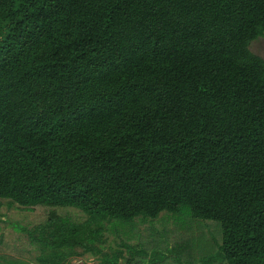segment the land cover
I'll return each mask as SVG.
<instances>
[{
	"label": "trees",
	"instance_id": "trees-1",
	"mask_svg": "<svg viewBox=\"0 0 264 264\" xmlns=\"http://www.w3.org/2000/svg\"><path fill=\"white\" fill-rule=\"evenodd\" d=\"M260 38L264 0H0V200L50 208L15 226L37 264L162 213L192 235L151 228L102 264H264Z\"/></svg>",
	"mask_w": 264,
	"mask_h": 264
},
{
	"label": "rangeland",
	"instance_id": "rangeland-1",
	"mask_svg": "<svg viewBox=\"0 0 264 264\" xmlns=\"http://www.w3.org/2000/svg\"><path fill=\"white\" fill-rule=\"evenodd\" d=\"M250 49L254 54L264 58V38H260L253 42ZM48 209L50 208L38 206L33 209V211H25L15 205H11L5 200H0V257L3 259L0 261V264H8L6 262L11 263L12 261H24L25 264H37L35 261L36 257L38 256L37 249L31 248L29 246L30 239L28 235L25 232L18 231L15 226H21L32 230L35 227L46 223L48 219ZM57 210L59 214L61 213L63 218H66L72 222L82 223L85 221L83 215L79 213L80 210L76 208L67 207L59 208ZM142 219V217L135 219L134 233H131L130 227H126L124 231L119 234L114 229H112L110 225H107V232L105 235L107 244H105V246L102 248V252L100 254H85L83 256L73 258L71 264H102L104 256H110L114 250L119 248L121 241H126L130 245H138L140 242L144 244H151L152 241L155 240V237L152 235L151 228L157 233L167 228L170 231L169 240L171 242L172 238H175L176 236L180 237L184 235L183 233L190 232L187 230V228L190 226L189 223L193 222L191 221L192 219L188 213L184 214L183 216L176 217L175 215H170L169 213H162V215L157 220H149L148 222H144ZM196 223H199L200 226L204 227V239L208 238L212 241L215 240V235H213V232L216 233L217 231L214 227L211 226L210 231L208 227H205L209 225L208 222L199 221ZM129 225L131 226V224ZM214 225L217 226L221 231L219 225ZM209 232H212L213 234ZM197 233L198 232L195 230V236H197ZM133 234L134 236L132 237ZM186 234L189 237L192 235L191 232ZM163 241H165V244L168 243L166 239H163ZM169 258L170 259H168V261L167 257L164 258V263L177 264V262L174 260V255ZM123 263L124 262H121V264Z\"/></svg>",
	"mask_w": 264,
	"mask_h": 264
}]
</instances>
